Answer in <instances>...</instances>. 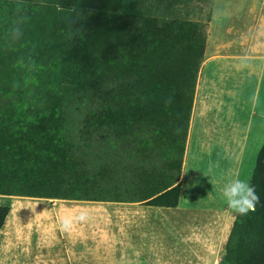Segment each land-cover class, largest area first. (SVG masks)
Returning <instances> with one entry per match:
<instances>
[{
	"label": "trees",
	"instance_id": "obj_1",
	"mask_svg": "<svg viewBox=\"0 0 264 264\" xmlns=\"http://www.w3.org/2000/svg\"><path fill=\"white\" fill-rule=\"evenodd\" d=\"M182 1L0 0V194L121 201L115 176L129 171L138 200L177 204L179 184L157 185L156 166L106 149L83 163L74 139L127 148L166 140L178 152L165 166L178 172L205 43L202 24L176 15ZM66 99L83 103L77 126ZM249 181L259 202L234 217L230 264H264V141ZM8 208L0 204V229Z\"/></svg>",
	"mask_w": 264,
	"mask_h": 264
},
{
	"label": "rangeland",
	"instance_id": "obj_2",
	"mask_svg": "<svg viewBox=\"0 0 264 264\" xmlns=\"http://www.w3.org/2000/svg\"><path fill=\"white\" fill-rule=\"evenodd\" d=\"M176 15L198 21L205 35L178 172L174 161L168 170L165 166V161L178 152L166 140L155 146L145 137L127 148L96 142L87 146L77 136L75 155L84 163L106 149V155L117 161L145 168L156 166L160 175L155 183H178L182 202L188 203V210H195L196 224L198 213L206 218L210 215L216 231L213 235L220 239L215 243L211 264H230L224 256L236 213L227 207L221 189L237 177L249 181L256 152L264 141V0H183ZM66 102L67 121L77 126L83 103ZM132 177L129 171L115 176L124 182L115 194L138 198L127 185ZM15 196L29 197L0 194V204L9 207L0 229V264H74L68 259L40 257L44 248H39L43 239L38 229L44 222L38 227L33 214L17 211ZM40 199L36 201L50 210L61 198ZM200 203L205 204V211L197 210Z\"/></svg>",
	"mask_w": 264,
	"mask_h": 264
},
{
	"label": "crops",
	"instance_id": "obj_3",
	"mask_svg": "<svg viewBox=\"0 0 264 264\" xmlns=\"http://www.w3.org/2000/svg\"><path fill=\"white\" fill-rule=\"evenodd\" d=\"M181 195L179 191L175 206L148 205L137 198L56 199L50 210L36 201L43 199L15 196V208L33 214L38 227L44 222L38 229L44 259L74 264H211L220 240L213 235L212 219L198 213L196 224L195 210L187 209Z\"/></svg>",
	"mask_w": 264,
	"mask_h": 264
},
{
	"label": "clouds",
	"instance_id": "obj_4",
	"mask_svg": "<svg viewBox=\"0 0 264 264\" xmlns=\"http://www.w3.org/2000/svg\"><path fill=\"white\" fill-rule=\"evenodd\" d=\"M221 193L227 207L239 215H247L250 211H255L256 204L259 202L255 187L250 181L239 177L224 184Z\"/></svg>",
	"mask_w": 264,
	"mask_h": 264
}]
</instances>
